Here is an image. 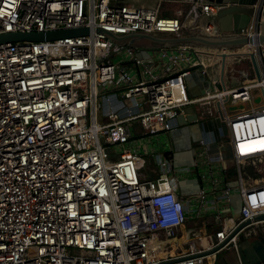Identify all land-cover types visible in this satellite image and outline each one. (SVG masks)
<instances>
[{"label": "built area", "instance_id": "obj_1", "mask_svg": "<svg viewBox=\"0 0 264 264\" xmlns=\"http://www.w3.org/2000/svg\"><path fill=\"white\" fill-rule=\"evenodd\" d=\"M152 1L0 0V34L90 30L0 44V264H216L241 238L264 239L261 17L227 30L219 13L238 3ZM109 32L248 41L157 44L140 57L143 46ZM190 74L198 96L187 95ZM208 119L221 123L218 140ZM193 124L195 168L176 167L170 146L148 150L147 138ZM233 167L238 217L222 209ZM183 176L200 191L182 195Z\"/></svg>", "mask_w": 264, "mask_h": 264}, {"label": "rangeland", "instance_id": "obj_2", "mask_svg": "<svg viewBox=\"0 0 264 264\" xmlns=\"http://www.w3.org/2000/svg\"><path fill=\"white\" fill-rule=\"evenodd\" d=\"M123 2L126 3H135L136 5L141 4L142 2H146L148 4L153 3L152 0H123ZM179 6L175 3L173 4H167L165 12L172 15L174 13V10L178 8ZM256 14H254V20L252 21V25H254ZM210 20V19H209ZM162 36H174V34H163ZM136 44L138 46H143V48L139 51L140 57H147L149 56V52L146 49L152 48L154 46H157V42H154L148 38H142L136 41ZM201 77L198 75H188L186 77V83H187V95L189 96H198L201 94V87L200 83L196 81L199 80ZM202 79V78H201ZM205 80V79H204ZM174 94L176 97H179L181 94L179 92V89L174 90ZM205 127L210 132L208 136L209 141H215L217 139L216 131L221 130V123L219 121H211L206 120L205 121ZM169 137L172 141V148L171 151L173 153L174 157V165L176 167H190L195 168L197 165V159L195 158V155L201 150V143L199 140L193 141L192 144L189 142V137H192L191 132L189 134L188 128L186 126H181L178 128H174L169 131ZM157 136H154V138ZM224 140H228V136L224 137ZM236 168L233 167L230 170L226 171V174L228 176H232L229 180V187L233 189V192L231 193V204L229 207H222L224 211H233V215L235 217H238L240 215V207H241V200H240V194L237 193L236 188L239 185V179L236 174ZM149 172V170L147 171ZM199 179L196 176H183L179 179L178 187L179 191L182 195L188 196L191 194H196L200 191V186L198 185ZM238 247L241 251L243 261L245 264H247L248 260H253V264L259 262L261 259H263L261 256L264 255V243L261 242L259 237L253 236L250 238H245V240L240 239L238 242ZM234 248V247H229ZM229 248L223 250L218 254V257L220 254H224ZM238 249V250H239ZM217 257V259H218ZM249 264V263H248Z\"/></svg>", "mask_w": 264, "mask_h": 264}, {"label": "water", "instance_id": "obj_3", "mask_svg": "<svg viewBox=\"0 0 264 264\" xmlns=\"http://www.w3.org/2000/svg\"><path fill=\"white\" fill-rule=\"evenodd\" d=\"M217 2H235L240 4L239 6H231L225 8L219 13V23L222 29L230 30L232 27H249L254 18V14L260 15L261 21L259 25V41L264 45V6L257 7L262 0H215ZM88 27H78V28H69V29H61V30H52L48 32H8L0 34V44L6 42H13L19 40H44V39H55L63 36H76V35H84L89 33ZM111 37L116 40H128L130 43H135L137 40L142 38H148L158 44H174L180 42H201L207 45H236L240 43H244L248 41L246 37H238V38H229V39H211L203 36H154L147 33H133V34H124L118 35L112 32L108 33ZM250 41H254V38H250ZM254 67L258 73L260 74L258 62L256 60V56L254 54L251 55ZM188 111L194 112L193 107H189ZM196 119V115H190L189 120ZM180 122H186L183 117L179 118ZM199 185V183H198ZM243 239V238H241ZM264 241V239L262 238Z\"/></svg>", "mask_w": 264, "mask_h": 264}, {"label": "crops", "instance_id": "obj_4", "mask_svg": "<svg viewBox=\"0 0 264 264\" xmlns=\"http://www.w3.org/2000/svg\"><path fill=\"white\" fill-rule=\"evenodd\" d=\"M186 127L188 128L189 134L191 132L192 137H189V142L192 144L193 141L198 140L199 136L201 135V125L199 124H193V125H186ZM169 133V132H168ZM163 134V135H159L157 137H149L147 138L146 141V146L148 148V150H153L154 152H156V155L163 153L168 146H170L171 148L172 146V141L169 137V134ZM204 132H202L203 134ZM209 131L206 129V135L209 136ZM201 148V147H200ZM212 148H215V145L212 146ZM201 150L195 155V158H197V156L200 154ZM154 165V169L156 167L155 165V161L153 162ZM149 173H151L149 171ZM153 173V172H152ZM156 176V175H154ZM230 204H231V196H230ZM225 207H229L228 204L226 205V202L224 203ZM197 222H192V226H195ZM189 224H191V222H189ZM261 240L262 243H264V241L262 240V238H259ZM242 240H245V238H243ZM239 249V248H238ZM263 259H261L259 262L255 263V264H264V255L261 256ZM253 264V260H248L247 264ZM216 264H245V262L243 261V257L241 254L240 249L236 250L235 248H229L226 252H224V254H220V256L218 257V259L216 260Z\"/></svg>", "mask_w": 264, "mask_h": 264}, {"label": "flooded vegetation", "instance_id": "obj_5", "mask_svg": "<svg viewBox=\"0 0 264 264\" xmlns=\"http://www.w3.org/2000/svg\"><path fill=\"white\" fill-rule=\"evenodd\" d=\"M263 7V6H262ZM261 9V8H260Z\"/></svg>", "mask_w": 264, "mask_h": 264}]
</instances>
